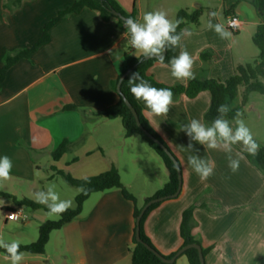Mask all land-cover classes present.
Masks as SVG:
<instances>
[{"label":"crops","instance_id":"0c3cea01","mask_svg":"<svg viewBox=\"0 0 264 264\" xmlns=\"http://www.w3.org/2000/svg\"><path fill=\"white\" fill-rule=\"evenodd\" d=\"M115 1L126 13H136L137 20L146 12L160 10L175 21L181 10H201L200 26L188 28L181 40L182 48L179 47V53L186 50L194 60L193 79L225 81L234 76L238 65L259 54L253 37L261 22L252 4L254 0ZM75 2L24 0L15 9L8 0H0V69L7 56L38 42L46 24ZM211 11L219 13L213 23L226 25L233 14L240 18L241 28L233 33L232 40H222L207 28ZM123 33L115 19L104 21L98 11L84 9L61 19L50 30L47 45L8 70L0 88V157L8 156L13 167L11 178L0 181V192L34 201L36 191L54 186L61 199L72 201L69 209H75L80 191L67 188L56 170L81 180L116 167L123 185L137 199L138 206L141 202L142 208L168 182L165 165L161 173L152 169L151 176L143 178L151 164L158 163L151 150L139 136L125 138L121 119L102 116L105 109L120 101L112 83L125 68L126 55L137 59L136 50ZM204 52L212 55L206 63L201 57ZM148 75L169 87H186L191 82L175 79L170 66L159 62L153 64ZM262 99L264 96L250 95L242 117L259 142H264ZM240 105L238 97L233 108ZM69 106L77 110H65ZM210 106L211 94L204 91L195 98L182 95L173 100L167 116L144 111L150 125L178 159L182 173L179 196L162 202L151 212L145 232L163 256L178 253L183 244V213L196 206L194 235L208 250L205 264H264V174L251 164L247 153L239 169L232 172L227 153L207 149L194 141L198 151L189 149V137L181 131L194 118L209 124L205 115ZM82 137L84 141L77 143ZM65 140L77 144L54 161L53 152ZM233 148L231 155L236 158L235 152L241 146ZM190 155L214 161L213 174L207 180L202 181L195 173L188 162ZM74 160L77 162L69 165ZM0 208L4 221L0 224V239L12 238L20 245L36 242L39 227L55 221L43 210L30 209L32 212L27 214L25 207L16 206L12 200H2ZM15 209L28 216L26 224L33 222L28 226L31 232L23 237H19V231L12 233V223L6 222V211ZM134 210V204L120 190L93 194L79 218L50 235L44 255L23 253L20 264H133ZM6 257L0 253V264H11ZM174 264L189 262L181 255Z\"/></svg>","mask_w":264,"mask_h":264},{"label":"trees","instance_id":"16d2710c","mask_svg":"<svg viewBox=\"0 0 264 264\" xmlns=\"http://www.w3.org/2000/svg\"><path fill=\"white\" fill-rule=\"evenodd\" d=\"M8 1L9 4H11L10 5L11 7L17 9L22 5V2L24 0H8ZM252 4L256 7L261 22L260 26L257 29V32L253 37V42L257 47L259 54L256 58H254L250 62L238 65L236 67L234 76H232L231 78L225 81L207 79V78L191 79V82L186 87L182 85L169 87L156 82L151 76L148 75L149 69L153 66L154 63L158 62L156 59L145 61L143 57L138 60L129 57V55H126L125 68L123 69L118 79L112 83V87L115 91H117L118 83L122 75L126 71L134 68L133 71L125 78V80L122 83L121 86L122 94L137 112L139 116V120L142 126L145 128V130H147L153 137H155L162 144H164L168 149L169 147L167 146V144L164 142L161 136L153 129L149 121L146 119L144 115V111L146 110L144 103L142 101L136 100L134 96L131 94L128 84L129 77L131 76L132 73L138 72L140 77L148 81L153 87L170 89L173 92V100H177L182 95H186L189 98H195L201 92L204 91L210 92L211 106L205 115V120L209 124L211 123L212 120H214L217 117L218 106L225 103L228 104L231 109V111L227 114L228 119L231 120L236 115L237 112H241L243 117L245 115V107L249 102L250 95L252 93H258L260 95H264V0H254L252 1ZM5 6L9 7L8 4H6ZM84 9L98 11L101 18L104 21L115 19L117 21L118 28L122 32L126 31V29L123 27V21L119 18L114 17L111 14L110 10H115L124 17H131L133 19H137L136 13H132V14L126 13L115 0H104L103 2H101L100 0H76L73 6L61 11L56 18H54L53 20H51L49 23L46 24L43 36L38 42H36L28 49L22 50L13 56L9 55L5 58L4 65L0 69V88L2 87L7 72L11 67H13L17 62L23 59H29L38 49L47 45L50 42L49 33L55 24H57L63 18L69 17L74 14H79ZM201 15H202L201 10L179 11L176 16V20H181L182 22L177 28V33H180L181 30H187L190 27H199ZM178 55H179V47L177 48L169 47L163 64L170 66L169 63L170 60ZM201 57L203 61L206 63L212 57V55L209 52H204L201 55ZM238 97H241V105L237 108H233V103ZM65 110L72 111V110H77V108L75 106H69L66 107ZM102 116L108 120L121 119L125 138L128 139L134 136H139L143 141H145L149 145V147L153 151L157 153V155L164 162V165L169 173L168 182L153 197L148 198L145 201V204L152 199H156L160 197H170L176 194L178 192L180 182H179V173L174 162L156 143L150 140L140 130L134 115L125 104L123 98L120 96V101L116 105L105 109L102 112ZM83 141H84V137H82L77 143H82ZM257 142L260 144V150L258 155L253 157L249 154H246V157L251 162V164L255 165L264 174V142H259V141ZM77 143H72L68 140H65L59 146V148L55 152H53L54 161H59L69 151L70 147ZM169 151L172 153L170 149ZM173 156L176 158L174 154ZM176 160L178 161L177 158ZM76 162L77 161L74 160L69 165H72ZM56 175L62 177L64 181L72 188L79 190L81 186L85 187L88 190L87 194L85 195L81 192L79 193V195L76 197L75 209H68V211H66L62 215L57 216L58 220L47 221L46 223L42 224L39 227V238L36 242L28 245H20V251L22 253H28L32 255H44L46 252V247L49 243L50 235L54 231L62 229L65 225L79 218L83 212V207L85 202L93 194L104 193L113 189H117L122 192L125 199L131 201L135 206V210H134L135 229H134V237H133L134 247L132 249V263L133 264H165L146 247V245H149L152 249H154L159 254H161L153 246L151 240L149 239V237L145 232V224L149 215L151 214L152 211H154L157 207H159L161 203L152 205L144 214L140 223V238L142 243H138L136 239V228H137L136 220L142 208L138 206L137 199L123 185L120 173L116 167H112L109 171L101 175L86 179H81V180L75 179L65 171L56 170ZM0 196L11 199L18 207H25L34 211L43 210L49 213L46 206L38 204L33 200L27 198L18 199L14 196L2 192H0ZM195 209L196 206H191L183 213L182 222H181V237L183 239V244L180 251L190 245H199L202 248L203 255L205 258L208 253V250L203 249L201 241L194 235V230L197 227V222L194 219ZM0 253L7 256V253L3 248H0ZM176 254L177 253L168 257L165 256L164 257L167 259H171L174 256H176ZM182 255L188 259L189 264H201L199 251L195 248L186 250Z\"/></svg>","mask_w":264,"mask_h":264},{"label":"clouds","instance_id":"9594fccd","mask_svg":"<svg viewBox=\"0 0 264 264\" xmlns=\"http://www.w3.org/2000/svg\"><path fill=\"white\" fill-rule=\"evenodd\" d=\"M207 28L214 31L222 40H232L233 33L229 27H235L234 22H229L228 26L224 23H213L218 19L219 13L209 12ZM123 27L126 31L122 34L127 38L130 46L136 50V58H155L163 64L165 53L169 47H181L182 36L186 30L177 33L181 20L172 21L164 11H151L143 14L140 20L131 17H121ZM191 33H188L190 35ZM111 51V50H109ZM171 76L177 80L193 79L194 60L186 50H181L178 56L170 60ZM129 90L134 98L142 101L150 114L154 116H167L173 104V92L167 88L153 87L148 81L140 77L138 72H134L128 79ZM231 111L228 104H221L217 108V117L210 124H205L199 119H192L188 124L181 127L189 137L188 148L198 151L194 147L193 141L207 149L221 150L227 153L228 166L232 172L239 169L240 161L244 159V153L253 157L258 155L260 144L254 138L251 129L247 126L242 113L237 112L230 120L227 114ZM240 145L239 151L235 152L236 158L231 155L234 151L233 146ZM188 162L204 181L207 180L214 171V161L201 159L197 155H190ZM12 161L8 156L0 157V181L11 178ZM179 167V166H178ZM83 194H87V189L83 186L79 189ZM34 201L47 207L49 215L59 216L72 207L71 200H63L55 191L54 186H48L46 190L36 191ZM9 219H16L12 214ZM0 248L7 253V259L11 264H20L23 260V253L20 251V242H6L0 239Z\"/></svg>","mask_w":264,"mask_h":264},{"label":"water","instance_id":"95a60500","mask_svg":"<svg viewBox=\"0 0 264 264\" xmlns=\"http://www.w3.org/2000/svg\"><path fill=\"white\" fill-rule=\"evenodd\" d=\"M101 2H103L104 0H100ZM199 9V6L196 7ZM111 14L116 17V18H119L121 19V17H124L123 15H121L120 13H118L117 11L115 10H110ZM122 20V19H121ZM167 54V51L165 53V56ZM151 59H155V58H144L145 61H149ZM207 68V66H206ZM134 68L126 71L122 77L120 78V81L118 83V87H117V92L118 94L123 98L125 104L127 105V107L131 110L132 114L134 115L135 119H136V122H137V125L138 127L140 128V130L150 139L152 140L154 143H156L167 155L168 157L174 162L177 170H178V173H179V189H178V192L170 197H160V198H156V199H152L150 200L149 202H147L146 204H144V206L142 207V210L136 220V239H137V242L138 243H142L141 241V238H140V223H141V220L144 216V214L146 213V211L152 206V205H155V204H158V203H162L168 199H175L179 196L180 192H181V187H182V173H181V168H180V165L178 163V161L176 160V158L173 156V154L169 151V149L164 145L162 144L159 140H157L155 137H153L147 130H145V128L142 126L140 120H139V116L137 114V112L135 111V109L133 108V106L129 103V101L124 97V95L122 94V90H121V86H122V83L123 81L125 80V78L133 71ZM179 166V167H178ZM6 242H11L13 241L12 238H8L5 240ZM146 247L151 251L153 252L163 263L165 264H174L175 261L177 260V258L179 256H181L186 250L188 249H191V248H195L199 251V256H200V260H201V264H205V258H204V255H203V251H202V248L201 246L199 245H190V246H187L185 247L184 249H182L181 251H179L176 256H174L173 258L171 259H167L165 258L163 255L159 254L157 251H155L154 249H152L149 245H146Z\"/></svg>","mask_w":264,"mask_h":264},{"label":"rangeland","instance_id":"374dc122","mask_svg":"<svg viewBox=\"0 0 264 264\" xmlns=\"http://www.w3.org/2000/svg\"><path fill=\"white\" fill-rule=\"evenodd\" d=\"M242 91V90H241ZM251 96L253 97V98H263V96L264 95H260V94H258V93H252L251 94ZM262 103H264V99H262ZM140 138V137H139ZM142 140V139H141ZM145 142V141H144ZM145 144H146V146H147V148L149 149V150H151V152H152V156L154 157V158H156V160L158 161V163H157V165L156 166H153L154 165V163H152L151 164V166H150V169L146 172V176H143V178H148L149 176H151V174H152V169L154 170V172L156 173V174H159V173H161V170H163V169H161V168H164L163 166H164V162H163V160L157 155V153L155 152V151H153L150 147H149V145L145 142ZM158 166H160V167H158ZM162 166V167H161ZM160 168V169H159ZM160 171H159V170ZM64 180V179H63ZM64 184H66V186H67V188H69L70 190H76L75 188H72L71 186H69L66 182L64 183ZM138 186H136V188H135V190L136 191H138ZM2 197V196H1ZM0 197V202H2V200H11V199H9V198H7V197H2L1 198ZM4 198V199H3ZM141 202H140V206L139 207H141ZM26 209V213L28 214V213H31L32 211L29 209V208H25ZM51 217L53 218V220H58V217L57 216H55V215H51ZM4 221H3V212H2V210H1V208H0V224L1 223H3ZM29 224H33V222H31L30 221V223H28V224H21V223H13L12 222V224H9L10 226H9V228L11 229V232L12 233H14V234H16L18 231L21 233L20 235H19V237H23L24 235H28L29 234V232H31L30 231V229H29ZM31 230H32V234H33V229H32V227H31Z\"/></svg>","mask_w":264,"mask_h":264},{"label":"built area","instance_id":"2783aa9c","mask_svg":"<svg viewBox=\"0 0 264 264\" xmlns=\"http://www.w3.org/2000/svg\"><path fill=\"white\" fill-rule=\"evenodd\" d=\"M229 22H234L236 26L235 27H229L228 30L231 31L232 33L238 32L239 29L241 28V20H240V18L237 15H235V14L230 15L227 18L226 27L228 26ZM12 214L16 215V219H14V220L13 219H9V217ZM28 221H29L28 216L21 209H15V210L6 211V222L26 224Z\"/></svg>","mask_w":264,"mask_h":264}]
</instances>
